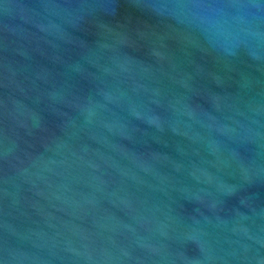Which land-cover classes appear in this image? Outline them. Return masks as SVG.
<instances>
[{
  "label": "water",
  "instance_id": "1",
  "mask_svg": "<svg viewBox=\"0 0 264 264\" xmlns=\"http://www.w3.org/2000/svg\"><path fill=\"white\" fill-rule=\"evenodd\" d=\"M0 264H264V0H0Z\"/></svg>",
  "mask_w": 264,
  "mask_h": 264
}]
</instances>
